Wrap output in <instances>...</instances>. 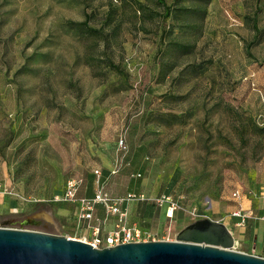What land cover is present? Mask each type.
I'll list each match as a JSON object with an SVG mask.
<instances>
[{"label":"rangeland","instance_id":"1","mask_svg":"<svg viewBox=\"0 0 264 264\" xmlns=\"http://www.w3.org/2000/svg\"><path fill=\"white\" fill-rule=\"evenodd\" d=\"M115 167L157 240L264 198V0H0V227L88 235L53 197Z\"/></svg>","mask_w":264,"mask_h":264},{"label":"water","instance_id":"2","mask_svg":"<svg viewBox=\"0 0 264 264\" xmlns=\"http://www.w3.org/2000/svg\"><path fill=\"white\" fill-rule=\"evenodd\" d=\"M228 227L211 219L185 226L175 240L95 248L37 230L0 227V264H264V257L232 249Z\"/></svg>","mask_w":264,"mask_h":264},{"label":"built area","instance_id":"3","mask_svg":"<svg viewBox=\"0 0 264 264\" xmlns=\"http://www.w3.org/2000/svg\"><path fill=\"white\" fill-rule=\"evenodd\" d=\"M118 147L121 150L126 149L122 137L118 141ZM116 172L117 167L112 169L107 176H104L99 169H94L92 174L97 184H101L92 196H80L78 191L82 185V179L79 177H71L66 181L63 192L54 195L53 199L54 201L71 202L76 205V218L84 224V227L89 233L78 240L89 243L95 248L114 246L120 243L157 240L158 238L155 237V234L151 230L144 229L137 223L127 222V202L130 200L138 201L140 199L139 196H136L134 193H127L124 196L117 197L111 195L105 189L109 177ZM139 175L137 174L136 176ZM104 183L105 186H103ZM232 195L236 199L239 198V191H234ZM163 198L158 199L156 202L162 203ZM165 199L169 203L166 216L172 217L173 210L177 208V203L169 197H165ZM97 206H100L104 211V215L100 218L96 214ZM231 216L238 218L240 222H244L249 215L242 208L237 207L232 211ZM108 218L113 219L114 223L110 230L104 231V224ZM66 237L72 238L69 236Z\"/></svg>","mask_w":264,"mask_h":264},{"label":"crops","instance_id":"4","mask_svg":"<svg viewBox=\"0 0 264 264\" xmlns=\"http://www.w3.org/2000/svg\"><path fill=\"white\" fill-rule=\"evenodd\" d=\"M237 207L242 208L246 212V214L249 215L245 219V221L240 222L238 218L233 217L229 218L228 221H225L223 223L231 231L232 236L235 240L248 241L249 239H252V249L259 251H254V254L261 255L260 253L264 251V198H260L257 201L243 200L236 206H234L232 211ZM135 208L138 209V214L141 216L150 214V211L146 213L147 209L140 208L138 206V203L135 205ZM111 228L112 226L110 227V229Z\"/></svg>","mask_w":264,"mask_h":264},{"label":"trees","instance_id":"5","mask_svg":"<svg viewBox=\"0 0 264 264\" xmlns=\"http://www.w3.org/2000/svg\"><path fill=\"white\" fill-rule=\"evenodd\" d=\"M150 211V210H149ZM149 211H147L146 213H148Z\"/></svg>","mask_w":264,"mask_h":264},{"label":"bare ground","instance_id":"6","mask_svg":"<svg viewBox=\"0 0 264 264\" xmlns=\"http://www.w3.org/2000/svg\"><path fill=\"white\" fill-rule=\"evenodd\" d=\"M45 214V213H44Z\"/></svg>","mask_w":264,"mask_h":264}]
</instances>
